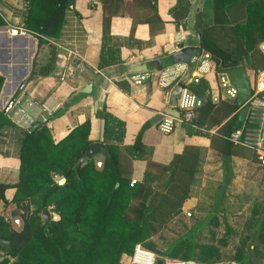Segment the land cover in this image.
I'll return each instance as SVG.
<instances>
[{"label":"crops","instance_id":"0c3cea01","mask_svg":"<svg viewBox=\"0 0 264 264\" xmlns=\"http://www.w3.org/2000/svg\"><path fill=\"white\" fill-rule=\"evenodd\" d=\"M123 1L124 13L111 15L108 23V44L117 50L119 60L98 67L102 20L100 0H73L64 10L58 34L45 39L50 47L42 44L38 48L36 36L31 31L26 36H12L5 31L8 25L24 26L28 0H0V76L3 78L0 105L23 80L26 88L20 105L31 120L15 123L9 120V123L0 124V183L13 185L17 182L21 140L34 125H44L56 142L71 128L88 120L87 138L92 143L104 145L102 120L95 114L104 106L107 112L123 122L120 146L125 156L121 164L130 181L138 183L139 191L129 200L125 211L127 219H141L147 206L143 195L146 191L151 192L154 184L164 183L163 172L148 163L166 166L176 154L180 158L173 179L160 192L156 202L158 209L171 217L158 233L168 222H184L190 217L196 221L190 229L197 222H208L215 213L243 214L244 219L247 213L242 212L246 209L249 213L253 205L264 206V168L251 157L225 154L218 148L221 145L219 138H224L223 126L234 112L209 117L203 128L190 125L188 129L178 120L179 112L177 116L176 107L170 105V92L174 86L181 85L196 72L208 82L210 91L215 87V71L209 53L203 48L191 58L189 65L171 64L169 55L180 47L200 46L198 31L203 29L210 30L218 43L228 46L230 37L226 26L245 21L246 0L226 5L216 17L213 16L212 0H186L187 12L179 21L174 20L168 11L176 0ZM148 1L154 2L158 21H147ZM56 55L67 57L65 68L58 67ZM201 56L202 60H208V70L200 69L202 60L194 66ZM156 61H159V69ZM211 69L214 73L210 72ZM31 70L35 72L32 75ZM250 70L253 74L247 76L246 69V76L254 88L258 77L254 69ZM141 75L143 78L139 82H133ZM259 82L264 83V69ZM83 88L88 91L81 92ZM59 108L60 111L54 114ZM169 117L170 130L161 131L158 123ZM144 123L148 126L140 136L145 146L142 154L134 149L133 141ZM211 135L213 145L210 144ZM185 145L193 146L194 150H184ZM92 157L99 166L103 155L94 154ZM157 174L160 177L155 182ZM13 190H5L6 199L11 198ZM214 206L216 208L212 209ZM7 209L12 217L15 204L5 206L0 199V215L8 219ZM186 212L189 216H185ZM208 214L213 216L208 217ZM152 236L145 242L151 244ZM153 250L157 248L153 247ZM7 259L12 261L13 257ZM127 262L128 255L122 254L118 264Z\"/></svg>","mask_w":264,"mask_h":264},{"label":"trees","instance_id":"16d2710c","mask_svg":"<svg viewBox=\"0 0 264 264\" xmlns=\"http://www.w3.org/2000/svg\"><path fill=\"white\" fill-rule=\"evenodd\" d=\"M102 6L101 44L98 55V67L116 63L119 60L117 50L108 44V23L111 15H122L123 0H100ZM241 0H212L213 16L222 13L223 8ZM148 3L147 21H158L154 2ZM67 0H28L24 26L35 34L37 48L42 44L50 47L48 37L56 36L62 22ZM186 0H176L169 9L173 19L179 21L186 15ZM107 8V10H106ZM123 8V9H122ZM245 21L226 26L230 44L224 46L212 36L210 30H199V44L209 53L212 68L215 72L238 65L254 70L264 69V57L257 49V43L264 39V2L263 0H246ZM132 17V16H131ZM215 19V18H214ZM135 18H132V25ZM53 55H51L52 57ZM52 59V58H51ZM49 58V60L51 61ZM48 60V63L50 62ZM49 70V69H48ZM31 70V75L34 74ZM47 73L41 72V74ZM3 78L0 76V86ZM186 87L198 98L201 104L195 108L194 116L187 127L195 125L203 128L209 117H218L234 112L223 126L224 138L218 148L225 154H237L257 160L252 150L228 141L225 136L234 128L237 108L225 101L211 102L208 95V82L199 78L196 83L190 82ZM102 120L101 136L106 149L96 166L90 158L76 163L85 156L92 142L87 138L88 120L71 128L61 139L54 142L44 125H38L25 133L18 153V180L9 185L0 183V199L6 206L14 203V215H19L21 226L14 229L7 218L0 215V239L8 242L0 247L10 257L0 260V264H118L122 254L129 255L134 244L141 243L153 250L150 242H145L156 234L171 217L158 209L156 202L172 181L180 155L172 157L168 165L157 166L165 176L162 185L154 184L151 192L146 191L143 201L147 205L146 213L139 220H130L125 216L129 200L139 191L138 183H130L129 174L124 171L121 160L125 153L120 146L123 137V122L101 107L95 113ZM9 119L0 112V124L9 123ZM142 124L133 141L135 150L143 154L145 146L140 141L141 133L147 128ZM205 127V126H204ZM213 145V136H210ZM184 150H194L185 145ZM54 176L64 178L58 184ZM159 174L154 176L155 182ZM13 188L8 200L4 192ZM52 205L56 219L44 221L41 212ZM33 207V208H31ZM264 206L253 205L248 222L255 226L254 235L264 241V220L259 217ZM20 213V214H18ZM249 230V228H248ZM248 234L244 238L247 239ZM243 238V239H244ZM242 239V245L245 240ZM247 248L239 247L231 256L237 264H250ZM160 256L209 262L220 260L218 246L213 244H194L179 240L164 251H156Z\"/></svg>","mask_w":264,"mask_h":264},{"label":"built area","instance_id":"2783aa9c","mask_svg":"<svg viewBox=\"0 0 264 264\" xmlns=\"http://www.w3.org/2000/svg\"><path fill=\"white\" fill-rule=\"evenodd\" d=\"M5 31L12 36H26L30 35V32L22 25H8ZM257 49L264 57V39L257 44ZM59 59L57 65L59 68H65L67 60L66 56L56 55ZM262 70H254L255 76L258 79L255 80V87L251 88V92L243 105L245 106V115L238 128H233L225 138L233 144L241 145L254 152L257 157V161L261 167L264 168V83L259 82V75ZM214 73L213 70H210ZM215 87L208 91L209 99L211 102L224 101L225 95L230 98H234V89L228 83L225 74L221 71L215 72ZM201 77L200 73L194 72L189 75L187 79H184L181 84V89L176 97V109L179 112L178 120L181 123L187 124L191 122L194 116V110L198 107L202 100L195 96L186 85L190 82L196 83ZM143 76H139L138 79H134L133 82H139ZM26 88V82L21 80L15 90L10 93L7 98L0 105V111L11 122L18 121H31L29 115L25 112L24 108L20 105L22 94ZM240 109L238 106L237 111ZM44 118L41 120L43 121ZM158 128L161 131H169L171 128V118H164L158 123ZM133 183V180L130 181ZM47 211L54 219L56 214L52 211V205L47 206ZM185 216H189V213H185ZM9 217V216H8ZM10 222L17 224L20 219L17 217H9ZM3 258H9L4 251L0 250V260ZM161 258L162 264H237L233 260H215L209 262H193L191 260H182L177 258L159 257L154 251L145 248L141 243L134 244L131 253L128 255L127 264H155L156 259Z\"/></svg>","mask_w":264,"mask_h":264},{"label":"rangeland","instance_id":"374dc122","mask_svg":"<svg viewBox=\"0 0 264 264\" xmlns=\"http://www.w3.org/2000/svg\"><path fill=\"white\" fill-rule=\"evenodd\" d=\"M208 64V60L203 59L200 64V69L208 70ZM246 69L247 76L250 77L253 73L251 72L250 68ZM225 100L226 103L231 104L233 103L234 98H230L228 95H225ZM54 178L58 180L61 177L54 176ZM215 206L212 209L217 207ZM9 210L10 209H7V216H9ZM242 213H247L248 215L246 214L245 218L243 219V214L239 215L237 213H215L214 216L208 214V217L213 216L211 217V220L208 222H197L195 227L191 229V225L196 222L192 219V217L184 222H168V224L164 226V229L160 231V233H158V231L152 236L151 244L153 247H155V249L157 248L158 251H164L165 249H168L173 243L181 239L194 244H213L219 248L220 260H233L231 259V256L234 254L237 248L244 247V249L247 248L250 251L248 252L250 264H264V241L259 240L258 234L254 235L255 226L252 227L251 222H248L251 212L248 213V209H246ZM14 217L20 219L19 215H14ZM259 218L264 220V213H262ZM12 224L20 228L21 219L17 223L18 225L11 223V225ZM245 234L249 235L247 239L244 238ZM242 239L245 240V244L243 245L241 243ZM157 250L154 251L155 254L159 257H162L156 253Z\"/></svg>","mask_w":264,"mask_h":264},{"label":"water","instance_id":"95a60500","mask_svg":"<svg viewBox=\"0 0 264 264\" xmlns=\"http://www.w3.org/2000/svg\"><path fill=\"white\" fill-rule=\"evenodd\" d=\"M72 1L73 0H67V4L69 5ZM199 52H201L200 46L180 47L176 52H173L172 54L169 55V62L171 64L189 65L192 63L191 58L193 56L197 55ZM202 56L196 60L194 66H197L200 64V62L202 60ZM156 63H158V65H156V67L159 69L160 68L159 61L158 62L156 61ZM145 67L146 66L144 65V68ZM221 72L225 74V77H226L228 83L234 89L235 104L237 106H240V109L238 110V113H237L236 122L234 125L235 128H238L240 126V123H241L244 115H245V106L243 105V103L245 102V100L247 99V97L249 96V94L251 92V86H250L249 80L247 79V76H246V68L243 65H238V66L231 67V68H225V69L221 70ZM180 89H181V85L176 84L174 86V88L172 89V91L170 92V102H171L170 105L172 108L176 107V96L179 93V92L177 93V91ZM87 91L88 90L85 88L81 89V92H87ZM60 109L61 108L56 110L54 112V114L59 112ZM175 112L178 116V112L176 109H175ZM34 127H35V125L30 127L29 131H31ZM94 154H101L103 156L106 155V149L101 142L92 143L89 146L85 156L78 158L76 163L78 164V163L90 158ZM63 181H64V178L61 177L57 180V183L61 184V183H63ZM41 217L44 221H47L49 219V213H48L47 209L42 210ZM7 245H8L7 241L0 239V247H5ZM155 264H162V259L157 258Z\"/></svg>","mask_w":264,"mask_h":264}]
</instances>
